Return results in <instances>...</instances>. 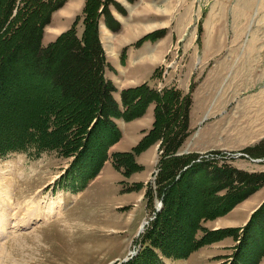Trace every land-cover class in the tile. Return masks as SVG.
<instances>
[{
    "label": "rangeland",
    "instance_id": "374dc122",
    "mask_svg": "<svg viewBox=\"0 0 264 264\" xmlns=\"http://www.w3.org/2000/svg\"><path fill=\"white\" fill-rule=\"evenodd\" d=\"M24 1L17 2L15 13ZM87 1L65 0L51 13L43 47L73 27L82 35ZM113 1L119 8L112 3L109 10L119 27L108 26L102 3L97 29L110 63L105 76L116 87L119 108L124 110L122 87L146 83L159 95L169 89L188 95L189 134L176 154H196L192 163L207 162L197 170L186 167L165 199L160 175L168 160L161 139L134 154L135 167L125 159L117 164L114 153L131 151L154 127L139 130L150 126V117L155 122L156 100L138 116L139 108L132 105L126 112L132 118H112L118 139L109 140L113 129L106 123L96 124L87 138L84 163L96 158L100 143L106 142L100 155L107 157L84 187L71 170L78 147L72 140L66 149L0 155V264H125L140 252L148 232L151 238L159 235L153 247L162 264H264V181L232 203L233 195L218 200L228 190L215 188L218 176L212 173L216 167L264 172V148L246 150L264 145V0ZM150 33L154 39L137 44ZM22 42L20 35L9 41L0 37V63L22 45L9 79L0 83V143L19 140L33 124L48 142L54 137L63 143L73 134H66L64 120L57 122L58 132L48 133L50 115L64 109L65 119L82 105L65 96L33 60L27 61L35 51ZM151 104L154 109L147 113ZM89 112L95 116L97 110L92 106ZM120 119L133 121L124 136ZM136 124L139 129L132 132ZM198 145L202 149L196 152ZM202 155L209 156L201 161ZM53 202L61 208L51 217ZM205 233L206 241L195 244ZM188 244L196 245L188 258L171 256Z\"/></svg>",
    "mask_w": 264,
    "mask_h": 264
},
{
    "label": "trees",
    "instance_id": "16d2710c",
    "mask_svg": "<svg viewBox=\"0 0 264 264\" xmlns=\"http://www.w3.org/2000/svg\"><path fill=\"white\" fill-rule=\"evenodd\" d=\"M18 1L19 0H0V37L4 36V40L9 41L20 35L23 39V46L32 48L35 51L33 57L28 58L27 61L30 59L39 65L41 72L50 76L54 85L59 87L65 96L75 98L78 103L82 105V108L74 110V114H72L73 110L71 113L68 111L65 119H63V113H61L64 109H61V112H52L53 114L51 113L50 115L51 125L47 128V132L50 134L58 132L60 125L57 124V122L64 120L65 122L62 127L67 130L66 134H73L72 138L69 139L68 137L63 143H58V140H54L53 137V140H49L48 142V137L38 132V124H33L27 131L21 132L19 140L12 141L9 137V140L0 143V155L18 151L34 154L52 148L66 149L64 144L72 140L75 144L74 147L78 146L79 148L77 147V151L74 154L75 157L72 161L71 170L75 173V178L79 180L82 187H84L94 177L95 173H97L99 167L102 165L104 158L107 157L105 154L100 155L101 147H104L106 142L100 143V152L97 149L98 152L96 153L98 155H96V158H94V160L90 158L87 160V164L84 163L87 158H85L86 154L84 155V151L90 147L87 138L96 124L102 121L110 128H116V124L112 121L113 117H124L125 120H128L134 116H130L128 115L129 113H126L132 105H137L139 108V113H136V116H138V114L144 112L146 106H148L150 102L156 100L158 104L154 127L131 151L114 153L117 164L123 161L122 159H125L130 166L135 167L134 154L142 151L152 143L153 140L161 139L163 154L168 160L165 163V171L160 175V188L164 199L170 188L174 185V181H176L179 176L181 177V175H183L186 167L197 170L201 168V165L203 166L206 164L207 161L204 163L205 160L200 163H192L193 159H196L198 156L196 154H176L189 134V112L192 102L188 95L181 96L178 94L177 90L172 89L167 91L164 90L163 94L159 95L145 83L136 87L122 89L121 98L124 110L119 108L113 96L116 87L113 85L112 81L105 76L106 69L110 67V63L102 48L97 29L99 21L97 10L100 4L103 3L104 7L101 13L105 16L108 26L113 30H117L119 23L112 16L109 5L113 3L119 8L118 3L113 0L107 2L88 0L85 6V28L82 35L78 34L76 27H73L59 35L57 39L48 46L43 47L42 37L44 34V26L48 24L51 13L55 9L60 8L65 0H25L24 4L20 6L15 13ZM34 18L35 20L38 18V20H34V22ZM24 30H27V32L24 33ZM154 38L155 34H147L141 38L137 44ZM21 46L22 45H16L15 50L11 54L6 56L4 60H2L3 57L1 58V61H3V63H0L1 84H4V81L8 80L11 75L10 71H8L12 69L11 63L21 57ZM92 106L93 109L97 110L95 116H93V114L90 115L89 112ZM82 114L83 117L81 118ZM86 127L87 129H85ZM110 132L109 140H115L120 137L119 130L110 129ZM115 133H118V136ZM73 136L76 137L73 138ZM257 148L262 149L264 145L258 147L254 146L246 150L254 153ZM208 165L211 166L210 163ZM212 173L218 176V184L215 188L220 187L228 190L227 194L218 200L224 201L233 195L234 199L232 203L246 198L264 181V172L248 173L229 167H216L213 168ZM75 178L72 177V182L77 181ZM166 209L168 211L165 205L164 210L166 211ZM162 213L161 215H163ZM158 217L157 215V220ZM164 220V222L160 221L162 226L161 223H159L160 228L163 229V233L159 230L158 232L162 234L166 231V228L163 226L166 224V219ZM195 225H197V222L191 224L192 229H195ZM152 230L155 229H151V233L155 232ZM145 236L144 244L139 254L129 263L125 264H162L159 253L153 247V241H155V239H157L156 237L159 235L151 238L148 232ZM183 236L185 237L183 240L188 239L187 235ZM206 237L207 235L205 233L201 238L197 239L195 244H197V242L200 244L206 241ZM191 241L194 240L192 239ZM188 245L189 246L186 247L182 253L173 252L171 256L175 258L188 257L189 252L196 246H190L191 244ZM255 247L257 248V246ZM164 254L168 255L167 252ZM251 258L252 256L250 255L248 260L250 261ZM253 263L254 260L252 261V264Z\"/></svg>",
    "mask_w": 264,
    "mask_h": 264
},
{
    "label": "crops",
    "instance_id": "0c3cea01",
    "mask_svg": "<svg viewBox=\"0 0 264 264\" xmlns=\"http://www.w3.org/2000/svg\"><path fill=\"white\" fill-rule=\"evenodd\" d=\"M119 61L121 62V60L119 59ZM114 66V65H113ZM115 67V66H114ZM123 88V87H122ZM122 88H120V90H122ZM150 108L151 109H154V105L153 104H151L150 106H149V108H148V111H147V113L149 112V110H150ZM192 108H193V105H192ZM192 108H191V128L193 129V127H194V124H193V121H192ZM146 113V114H147ZM145 116V115H144ZM143 118H138V122L139 121H141ZM120 121H121V123H118L119 125H120V127L122 128V130H123V136H124V134L126 133V132H128V129H129V126H130V124H132L133 123V121L132 122H128V121H125V120H121L120 119ZM134 122H137V120H135ZM199 122V121H198ZM153 123H154V119L153 118H151L150 117V120H149V124H150V126L148 127L147 125L145 126V127H140V129L139 128H137L136 126H138L137 124L135 125V130L133 129L132 130V132L134 131V132H136L137 131V129H139L140 131L141 130H148V129H150L151 127H152V125H153ZM134 126V125H133ZM132 126V127H133ZM123 141V138H121V140H120V142H118V143H121ZM196 145V144H195ZM133 147H134V145H131L130 147H129V149L130 150H132L133 149ZM200 149H202L199 145L197 146V147H194L193 148V150L194 151H196V152H198V150H200ZM125 151H127V150H125Z\"/></svg>",
    "mask_w": 264,
    "mask_h": 264
},
{
    "label": "bare ground",
    "instance_id": "6f19581e",
    "mask_svg": "<svg viewBox=\"0 0 264 264\" xmlns=\"http://www.w3.org/2000/svg\"><path fill=\"white\" fill-rule=\"evenodd\" d=\"M39 207V206H38ZM61 208V204H57L55 202L52 203V208L51 211L48 212L50 214V216H54L59 212V209Z\"/></svg>",
    "mask_w": 264,
    "mask_h": 264
},
{
    "label": "built area",
    "instance_id": "2783aa9c",
    "mask_svg": "<svg viewBox=\"0 0 264 264\" xmlns=\"http://www.w3.org/2000/svg\"><path fill=\"white\" fill-rule=\"evenodd\" d=\"M206 156V157H205ZM208 156L209 155H202L201 157H200V159L199 160H201V158L203 159V158H208ZM202 161V160H201Z\"/></svg>",
    "mask_w": 264,
    "mask_h": 264
}]
</instances>
